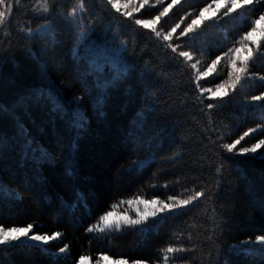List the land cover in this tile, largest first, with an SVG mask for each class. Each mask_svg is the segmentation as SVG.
<instances>
[{
    "label": "trees",
    "instance_id": "16d2710c",
    "mask_svg": "<svg viewBox=\"0 0 264 264\" xmlns=\"http://www.w3.org/2000/svg\"><path fill=\"white\" fill-rule=\"evenodd\" d=\"M124 3L132 8L122 6L121 12L139 7L140 0H121ZM170 4L156 27L168 31L179 23L173 41L181 46L178 51L192 54V61L173 53L150 29L109 10L102 0H86L87 11L78 12L75 24L67 13L76 0H55L49 13L35 0H19L14 7L10 23L0 29V106L5 109L0 113V224L31 223L33 232L61 236L44 245L46 251L39 245L0 246V264H75L81 256L95 260L101 254L164 264L162 249L169 245L194 250L169 254L174 258L168 264H264V244L257 240L264 236V158L221 147L251 128L258 131L234 151L264 139V99H251L264 96V55L257 53L251 39L247 47L237 43L250 31L251 21L264 13V3L224 16L226 9L213 0H149L132 17L152 19ZM209 4L212 16L203 15L194 34L180 37ZM81 16L85 25L93 22L89 39L121 45L120 67L107 62L100 67L80 47ZM45 23L51 35L36 31ZM256 28L260 32L257 29L254 42L264 52V21ZM233 46L246 56L230 53L234 68L224 55ZM29 50L47 65L43 98ZM217 57L221 60L216 68L199 83L216 91V84L228 81L220 89L228 94L201 96L194 74L206 71ZM244 60L248 73L232 88L228 72L235 73ZM196 61L200 63L193 70L190 64ZM57 101L63 104L59 112L53 107ZM208 103L219 106L208 109ZM77 104L86 115L82 128L72 124ZM201 188L205 197L166 218L161 214L150 231L139 229L148 228L157 217L120 231H87L114 210L113 204L122 207L133 199L168 203L169 196L184 199ZM250 245L259 251L243 249Z\"/></svg>",
    "mask_w": 264,
    "mask_h": 264
},
{
    "label": "snow or ice",
    "instance_id": "6c2138e0",
    "mask_svg": "<svg viewBox=\"0 0 264 264\" xmlns=\"http://www.w3.org/2000/svg\"><path fill=\"white\" fill-rule=\"evenodd\" d=\"M103 4L108 6L109 10H115L116 13H120L124 17L132 18L135 25L141 26L143 29H150L152 33L155 34V37L162 41V42H168L166 46L172 50L173 53H177L179 57L185 58L186 61H192L193 56L189 51H178V48L181 46L176 44L173 41V34L176 32V29L180 27V24H176L174 27H172L168 31H164L162 28L160 30L157 29L156 24L161 20L162 17H165L169 9L172 7V5H168V7H164L162 11L159 12V15L154 16L152 19H139V18H133L132 12L136 11L139 12L140 8H143L145 5L149 4V0H140L139 7H136L132 9L131 11L121 12V7L128 8V3L121 4V0H102ZM130 2V0H129ZM179 0H173V3H178ZM19 3V0H0V28H3L7 26L10 23V20L12 18V13L14 11V7L17 6ZM35 3L39 5L40 9L44 13H49L53 10V7L55 5V0H52V4H50L49 0H35ZM157 4H162L163 0H156ZM213 3L220 4L221 0H213ZM264 3V0H224L223 7L226 9V11L223 12L224 16H228L230 13L236 11L237 8H245L246 6L253 5V4H262ZM86 0H76V5L72 7L67 15L72 18V23H77L76 17L78 12L81 14L86 13ZM212 5L209 4L204 9L200 10V15L196 19H192L191 23H188L187 26L179 33L180 37L188 36L189 34H194L199 26V24L203 23L205 20V17L203 16V12L207 11L209 8H211ZM35 10V8L33 9ZM261 21H264V13L259 14L258 18L251 21L250 25V31L244 32L241 39L237 42L240 45H243L247 47V42L249 41V38L251 37L252 33L257 32L256 25L260 24ZM92 21H87V25H85V21L83 19V16H81L79 20V25L81 28V31L79 32V37L81 38V41L83 42L84 39H87V32L91 30ZM37 32L43 34V35H51L50 32V24L45 23L40 28L36 29ZM26 32L29 36L33 34V29L31 27L26 28ZM179 37H177L178 39ZM261 40H264V30L261 31ZM256 47V51L259 54L264 55V52H261V45L260 43L253 42ZM123 50L126 51V42H122ZM30 51V50H29ZM117 53L119 54L121 49H116ZM240 51L239 47L233 46L232 48L228 49V52H226L224 55L226 57H229L230 53H237ZM30 58L33 60V62L36 64L38 69V78L41 84L40 95L41 98L44 96V87H46V80H47V65L44 64V62L41 60L40 55L35 52L30 51ZM253 59V53L251 50H249V56L248 60ZM221 57H217L216 60H213L211 65L208 66V69L206 71H196L194 74V79L196 82V88L201 93V96L203 93H210L212 97H216L217 95L226 96L228 93L227 91L220 93V89H225L226 84H228V81H224L222 83L216 84L215 89L216 91H213L212 88L204 87L202 86L199 81L201 77H205L211 72L213 69L216 68V65L218 62H220ZM200 62L196 61L195 63L190 64V68L195 70L197 69V66ZM229 63L235 67V61L232 60L229 57ZM248 73V61L244 60L241 61V67L239 69H236L235 73L232 70H229L228 76L232 80L231 86L232 88H235L236 85L241 81L242 74ZM121 73L117 72L116 79L118 80L120 78ZM248 79H252V75H247ZM261 80H264V76L260 77ZM50 99V97H49ZM200 99V102L203 103V99L201 97H198ZM252 101H260L264 99V96H253ZM97 103H100V100L97 99ZM219 105H214L213 103H208L205 105L206 108L212 109L214 107H218ZM53 107L56 108V110L59 112L63 109V104L59 101ZM79 108V105H76V108L72 110V124L75 128H82L86 122V115L82 114L77 109ZM4 107L0 106V113L4 111ZM142 119V115L138 116V120ZM260 130H264V128H261ZM258 131L257 128H251L248 131H246L242 136H240L237 140L230 142V143H223L221 147L226 150L228 153L232 154H240V155H249L252 157H255L256 155H259L261 158H264V152H257V149L264 146V139H260L257 143L252 144L250 147H240L238 152L234 151L236 149V146L240 144L242 140H244L245 137L249 136L251 133H256ZM27 143V138L25 140ZM3 144V138L0 137V145ZM31 149V146H30ZM39 149H37L38 151ZM43 155L47 156L48 154L45 152ZM2 185V184H0ZM3 186V185H2ZM167 185H165L166 187ZM188 191V190H186ZM193 194L188 195L186 198L181 199L177 196H169L167 200L168 203H165L164 201H157L152 200L150 203L152 204H159V207L151 210L150 212H145L143 215H141L139 212L137 213V216L135 219L131 218H117L115 220L111 219L114 215L113 211H106L103 215L99 217V220L96 225H93L87 229L88 232H92L96 229H99L100 232L111 231L116 230L120 231L122 229V226H141L144 225L149 216L151 217H157L156 220L153 221V224L149 226L148 228L141 227L139 230L141 232L144 231H150L152 227L155 226V224L159 223V217L161 214H165L164 218H166V215L168 213H173L177 210L182 211L185 207L190 206L194 204L198 199L203 198L207 195V192L204 188H201L200 190H192ZM140 203H144V201H139ZM125 203V201L120 202ZM127 203L131 204L132 201L129 200ZM117 207L116 204L111 205L112 209H115ZM34 225L29 223L24 227H5L3 224H0V246H23V247H29V246H41L42 250L44 249L43 246L46 245L49 241H54L57 238L61 236V233L55 232L52 235H44V234H38L33 233ZM257 240L264 244V236H258ZM68 246L65 245L63 248H60V252L64 253L67 250ZM194 249H184L183 246L179 248H174L173 246L169 245L165 249H162L163 255V261L164 264H168L170 259H173L174 257H170L169 254L171 253H178L182 251H191ZM264 251V249H262ZM86 258L84 256L80 257V262L83 264V261ZM98 264V262H97ZM125 264H127V261H125ZM133 264H140L139 261H133Z\"/></svg>",
    "mask_w": 264,
    "mask_h": 264
},
{
    "label": "rangeland",
    "instance_id": "374dc122",
    "mask_svg": "<svg viewBox=\"0 0 264 264\" xmlns=\"http://www.w3.org/2000/svg\"><path fill=\"white\" fill-rule=\"evenodd\" d=\"M223 5V2L218 5L215 3V6H221ZM129 8H132V5H128ZM214 13V9L210 8L207 11H204L203 15L206 17H211L212 14ZM258 29V28H257ZM260 32V30L258 29ZM87 34V33H86ZM88 35V34H87ZM259 33L255 32L252 33L251 37L249 39L252 40V42L256 41L258 38ZM79 43L80 47H84L86 50V53L89 54V57L93 61H97L98 66L101 67L103 65V62L109 63L110 66L118 68L121 65L120 58H121V51L118 54L116 49H122L121 45L118 44L117 42H113L112 40H107V44L99 43V42H94L93 39H89L87 36V39H84L83 42L81 41V38H79ZM242 57H246L244 55V51L237 53ZM257 152H264V146L261 147V149H257ZM132 203L129 204L127 203L126 205L122 207H116L113 211L114 215L111 219L115 220L117 218H131L135 219L137 216V213L139 212L141 215H143L145 212H150L152 209L150 207L153 206L149 200H144V199H133L131 200ZM139 201H144V203H140ZM24 227V226H20ZM129 227V226H127ZM139 227V226H137ZM37 233V232H33ZM40 234V233H38ZM251 246V245H250ZM244 250L250 251H259L256 247L251 246H243ZM86 259L83 261V264H125V261H127V264H133V261L127 260L122 257H111L106 254H101L99 258H96L95 260H91L88 256H84ZM139 261L140 264H147L146 261L142 260H136ZM75 264H81L80 259L76 261Z\"/></svg>",
    "mask_w": 264,
    "mask_h": 264
},
{
    "label": "water",
    "instance_id": "95a60500",
    "mask_svg": "<svg viewBox=\"0 0 264 264\" xmlns=\"http://www.w3.org/2000/svg\"><path fill=\"white\" fill-rule=\"evenodd\" d=\"M1 29V28H0Z\"/></svg>",
    "mask_w": 264,
    "mask_h": 264
}]
</instances>
